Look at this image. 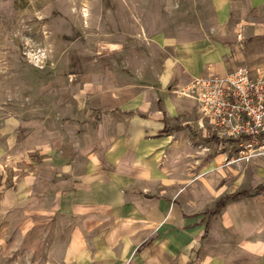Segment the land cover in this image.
I'll return each mask as SVG.
<instances>
[{"label":"crops","instance_id":"0c3cea01","mask_svg":"<svg viewBox=\"0 0 264 264\" xmlns=\"http://www.w3.org/2000/svg\"><path fill=\"white\" fill-rule=\"evenodd\" d=\"M124 5L142 14L145 51L112 37L73 50L41 88L49 105L0 122V250L21 244L47 264H264V189L208 209L264 184V158L207 145L220 136L183 93L209 72H264V0Z\"/></svg>","mask_w":264,"mask_h":264},{"label":"rangeland","instance_id":"374dc122","mask_svg":"<svg viewBox=\"0 0 264 264\" xmlns=\"http://www.w3.org/2000/svg\"><path fill=\"white\" fill-rule=\"evenodd\" d=\"M124 2L0 0V122L49 105L51 99L41 95V88L71 67L73 50L100 46L112 37L124 40L129 49L145 51L139 44L142 14L125 9ZM212 143L207 141L218 145ZM16 247L0 250V264H47L21 244ZM52 260L48 264H55Z\"/></svg>","mask_w":264,"mask_h":264},{"label":"built area","instance_id":"2783aa9c","mask_svg":"<svg viewBox=\"0 0 264 264\" xmlns=\"http://www.w3.org/2000/svg\"><path fill=\"white\" fill-rule=\"evenodd\" d=\"M185 94L195 97L198 123L226 139H237L234 161L264 158V72L239 65L224 74L194 77Z\"/></svg>","mask_w":264,"mask_h":264},{"label":"trees","instance_id":"16d2710c","mask_svg":"<svg viewBox=\"0 0 264 264\" xmlns=\"http://www.w3.org/2000/svg\"><path fill=\"white\" fill-rule=\"evenodd\" d=\"M208 142H217V143H224V144H229V143H233L236 142L237 139H226V138H220L217 136H209L207 138ZM264 189V184H261L253 189H246V190H241L232 194H228L226 196L221 197L212 207L209 208V211L214 214L217 213L218 211L221 210V208H223L225 206V204L227 203V201L231 200V199H238L241 198L243 196H247V195H251L257 192H260Z\"/></svg>","mask_w":264,"mask_h":264}]
</instances>
